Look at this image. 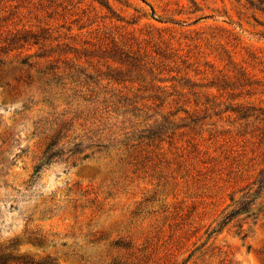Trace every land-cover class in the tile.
Instances as JSON below:
<instances>
[{
    "label": "rangeland",
    "instance_id": "obj_1",
    "mask_svg": "<svg viewBox=\"0 0 264 264\" xmlns=\"http://www.w3.org/2000/svg\"><path fill=\"white\" fill-rule=\"evenodd\" d=\"M263 169L264 0H0V255L264 264Z\"/></svg>",
    "mask_w": 264,
    "mask_h": 264
},
{
    "label": "trees",
    "instance_id": "obj_2",
    "mask_svg": "<svg viewBox=\"0 0 264 264\" xmlns=\"http://www.w3.org/2000/svg\"><path fill=\"white\" fill-rule=\"evenodd\" d=\"M8 37H6L5 42L3 45H1V51L2 52H6L5 50H13L15 47V45H20L22 43H27L30 40H34L35 44L38 43L39 41V35L38 33L32 31V30H21V29H16V31L11 32L7 35ZM115 47V46H114ZM113 47V48H114ZM117 49H115L118 53L120 52V55H124V56H128L129 53H127L126 51H124L123 49H119L118 47H116ZM130 64H132L130 62ZM150 134L152 136L149 135V137H155V135H157L156 132L150 131ZM49 151V147L47 148V150L45 151V154L43 156V162L46 164L48 161H50L51 157L48 156V152ZM40 165H38L36 167V172L39 171ZM264 174V169L260 172V175ZM259 182H261L259 180ZM262 183V182H261ZM229 217H227L226 220H228ZM18 243H16L14 246H17ZM34 264L35 261L33 260H27L23 257H14L12 255H6L4 253H2L0 255V264ZM44 264H59V262L57 261V259H49L48 261H46Z\"/></svg>",
    "mask_w": 264,
    "mask_h": 264
}]
</instances>
